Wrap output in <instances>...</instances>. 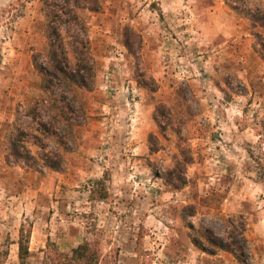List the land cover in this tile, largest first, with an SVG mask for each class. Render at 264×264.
<instances>
[{"label":"rangeland","instance_id":"obj_1","mask_svg":"<svg viewBox=\"0 0 264 264\" xmlns=\"http://www.w3.org/2000/svg\"><path fill=\"white\" fill-rule=\"evenodd\" d=\"M98 1L80 10L95 84L74 87L83 109L53 124L60 143L38 126L55 110L32 60L46 57L41 0H0V264H20L21 223L25 264L84 239L117 264H264V60L248 20L225 0ZM15 127L31 167L8 151ZM37 138L63 170L41 165ZM209 231L235 233L244 262L200 249Z\"/></svg>","mask_w":264,"mask_h":264},{"label":"trees","instance_id":"obj_2","mask_svg":"<svg viewBox=\"0 0 264 264\" xmlns=\"http://www.w3.org/2000/svg\"><path fill=\"white\" fill-rule=\"evenodd\" d=\"M226 4L237 14L248 20L251 33L255 36V47L261 59L264 60V35L257 30L264 29V0H225ZM43 9L42 32L46 42V57L37 61L33 55L35 71L39 77L41 87L51 95L52 108L55 109L50 119L38 120L41 133L53 135L60 143L64 139L54 129L53 124L58 120L65 122L70 119L66 112L73 114L77 109H83L78 101L74 87L91 90L95 84V61L90 49V38L80 10H98V0H41ZM58 90V94L55 91ZM65 107L66 111L61 107ZM60 118V119H59ZM20 127L12 129L8 136V151L15 163L24 162L33 166L37 158L31 153L28 146L22 142L25 135ZM68 134H72L71 128H67ZM40 146L39 162L48 170L61 171L65 166L63 154L58 150L47 149L41 139L37 138ZM157 148L150 144V150ZM96 186L92 187L91 197L104 199L107 191L104 188V181L97 179ZM31 226L21 223L18 234V257L20 264H25L29 256V239ZM242 241L245 242L243 232ZM206 239L214 247L208 248L200 242L194 243L203 251L214 253L216 248L232 253L237 259L243 261L244 247L236 239V234L228 232L226 236L215 235L212 231L206 234ZM45 262L47 264H117L115 259L103 261L99 242L96 240L84 239L73 247L69 252L58 250L56 244L48 240L45 250ZM244 262V261H243Z\"/></svg>","mask_w":264,"mask_h":264}]
</instances>
